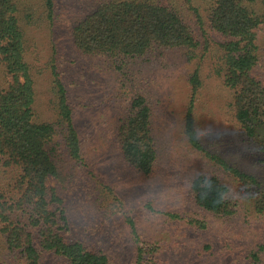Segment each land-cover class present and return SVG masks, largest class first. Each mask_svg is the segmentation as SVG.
Instances as JSON below:
<instances>
[{
    "label": "rangeland",
    "instance_id": "rangeland-1",
    "mask_svg": "<svg viewBox=\"0 0 264 264\" xmlns=\"http://www.w3.org/2000/svg\"><path fill=\"white\" fill-rule=\"evenodd\" d=\"M55 1L51 19L44 0H19V17L35 80L37 120H58L56 68L68 89L82 136L85 165L61 154V177L50 183L66 199L70 241L80 240L91 249L107 251L114 264H136V245L125 222V215H130L142 239L162 247V264H264V214L256 212L255 199L235 180L211 167L184 135L189 80L200 65L203 88L196 112L204 144L264 182V155L257 153L233 118L231 93L219 73L220 44L225 38L211 29L205 0H194L191 6L184 0L172 1L201 39L205 32L211 37V52L203 61L201 48L191 53L160 48L124 63L84 54L74 44L73 28L103 0ZM259 45V73L264 79V27ZM138 96L147 98L153 112L158 158L151 175H143L125 162L118 140L119 121L127 117ZM57 139L63 141L62 136ZM203 173L217 174L229 184L237 203L231 216L217 217L195 202L191 182ZM13 257L0 234V258L17 264ZM41 264L64 261L48 253Z\"/></svg>",
    "mask_w": 264,
    "mask_h": 264
},
{
    "label": "trees",
    "instance_id": "trees-1",
    "mask_svg": "<svg viewBox=\"0 0 264 264\" xmlns=\"http://www.w3.org/2000/svg\"><path fill=\"white\" fill-rule=\"evenodd\" d=\"M44 1L52 19L56 1ZM172 1L103 0L73 28L74 44L84 54L103 55L123 63L160 48L189 53L201 48L203 61L211 52V37L205 32L201 39ZM184 1L190 6L194 2ZM205 2L211 29L225 38L220 44L219 73L231 93L233 118L257 153L264 155V79L259 73L264 0ZM19 12V0H0V234L17 264H41L48 253L64 264H114L107 251L91 249L83 241H70L68 237L71 223L66 199L50 183L61 177V154L85 165L82 136L68 89L56 68L58 120H37L35 80L26 57ZM199 21L204 25L202 19ZM189 81L191 97L184 119L187 142L211 167L250 192L256 212L264 214V182L211 151L202 140L196 112L203 88L200 65ZM152 116L147 98L138 96L118 126L125 162L143 175L153 173L158 158ZM191 189L203 210L222 218L236 212L231 188L221 176L200 174L192 180ZM125 222L136 245V264H162L159 243L144 241L132 216L125 215ZM192 222L205 226L197 220ZM0 264L7 261L0 258Z\"/></svg>",
    "mask_w": 264,
    "mask_h": 264
}]
</instances>
